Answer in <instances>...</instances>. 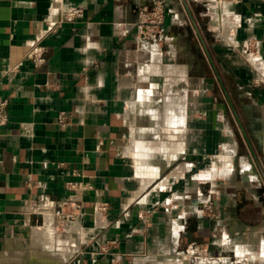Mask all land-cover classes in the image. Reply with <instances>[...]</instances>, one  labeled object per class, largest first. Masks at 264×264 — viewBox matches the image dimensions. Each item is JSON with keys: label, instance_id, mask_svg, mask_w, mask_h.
Listing matches in <instances>:
<instances>
[{"label": "crops", "instance_id": "1", "mask_svg": "<svg viewBox=\"0 0 264 264\" xmlns=\"http://www.w3.org/2000/svg\"><path fill=\"white\" fill-rule=\"evenodd\" d=\"M0 98V264H264V0H0Z\"/></svg>", "mask_w": 264, "mask_h": 264}, {"label": "built area", "instance_id": "2", "mask_svg": "<svg viewBox=\"0 0 264 264\" xmlns=\"http://www.w3.org/2000/svg\"><path fill=\"white\" fill-rule=\"evenodd\" d=\"M219 3H238L241 0H217ZM65 20L74 22L84 18V9L82 7L71 8L65 15ZM165 11L163 3H156L151 7H144L140 27L146 32L153 29L160 31L161 26L164 23ZM57 27L51 28L55 30ZM26 58L32 62L35 68L39 69L46 63V48L41 44L39 40L28 43ZM9 102L6 99L0 98V127L6 126L9 123ZM70 115L65 112L59 114L57 123L60 127L64 128L68 125ZM99 213H105L107 211V204L102 203L97 206ZM206 210L209 214L213 213V203L210 202L206 206ZM81 204L79 201L71 200L59 204L55 211V227L70 228L74 225L81 215Z\"/></svg>", "mask_w": 264, "mask_h": 264}, {"label": "bare ground", "instance_id": "3", "mask_svg": "<svg viewBox=\"0 0 264 264\" xmlns=\"http://www.w3.org/2000/svg\"><path fill=\"white\" fill-rule=\"evenodd\" d=\"M52 229H53V227H52ZM48 230V229H47ZM52 233V232H51ZM53 238V237H52ZM44 246V245H43Z\"/></svg>", "mask_w": 264, "mask_h": 264}]
</instances>
